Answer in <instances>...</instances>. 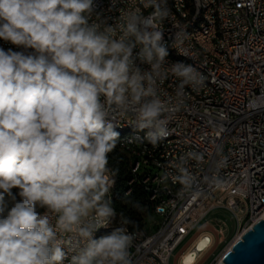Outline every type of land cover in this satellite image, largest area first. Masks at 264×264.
Listing matches in <instances>:
<instances>
[{
  "label": "clouds",
  "instance_id": "obj_1",
  "mask_svg": "<svg viewBox=\"0 0 264 264\" xmlns=\"http://www.w3.org/2000/svg\"><path fill=\"white\" fill-rule=\"evenodd\" d=\"M94 12V0H0V40L25 50L0 47V264H132L135 233L118 227L94 238L117 215L108 167L115 129L131 116L156 146L186 106V89L205 87L194 66L166 61L168 0H141L114 25L99 14L93 20ZM186 36L177 30L172 42L182 55ZM170 76L175 99H162ZM203 161L185 152L157 183H178L183 196L197 182L193 162ZM226 164L221 157L215 166ZM209 182L223 184L217 176Z\"/></svg>",
  "mask_w": 264,
  "mask_h": 264
},
{
  "label": "built area",
  "instance_id": "obj_2",
  "mask_svg": "<svg viewBox=\"0 0 264 264\" xmlns=\"http://www.w3.org/2000/svg\"><path fill=\"white\" fill-rule=\"evenodd\" d=\"M223 1L227 45L222 48L235 55V64L212 67L208 61L196 57L184 42L181 49L208 69L205 87L201 90L208 92V99L197 100L186 93V106L169 123V144H148V148H140V143L118 140L131 158L130 168H141L138 177L141 187L142 181H149V189H143L147 197L162 195L159 205L162 208L158 212L157 207H153L154 220L146 229L126 227L130 233H135L129 249L132 264H170L171 258L173 264H203L215 241L221 243L225 239L222 226L202 227L203 218L213 209H223L234 219V240L264 217V0ZM208 3L209 0H205V6L196 4L197 10L207 9L206 28L201 33V39L207 44ZM94 4L92 19L96 20L95 15L99 14L101 19L114 25L119 22L122 10L141 2L119 0L113 7L112 0H94ZM188 24L177 23L169 15L162 25L168 47H172L175 32ZM0 47L6 51L10 48L25 51L3 40ZM166 61L169 65L175 63L167 57ZM177 84L176 78L170 76L160 85L162 99H175ZM131 123L129 116L118 124ZM188 151L204 156L202 164L193 162L191 170L197 176L193 188L183 196L177 195L181 188L178 183L170 181V186L159 188L158 178L165 171H171L167 168L168 162ZM153 154H161L160 165H153ZM221 157H226L227 164L217 169L215 164ZM213 176L223 181L222 186L209 182ZM108 227L113 230L121 226L113 220ZM199 238L205 241L201 248L196 244ZM187 253L190 257L185 262Z\"/></svg>",
  "mask_w": 264,
  "mask_h": 264
},
{
  "label": "bare ground",
  "instance_id": "obj_3",
  "mask_svg": "<svg viewBox=\"0 0 264 264\" xmlns=\"http://www.w3.org/2000/svg\"><path fill=\"white\" fill-rule=\"evenodd\" d=\"M132 2H141V0H132ZM198 6H205V0H168V7L170 8V16L172 19L180 24H188L183 26L182 30L187 33L184 40L188 45L190 51L194 52L196 57H200L203 61H208L212 67H223V63L235 64V55L230 54V50L222 48L227 45V36L224 30V1L223 0H209L208 3V17L210 19L208 44L201 39L202 30L206 28L207 9H198ZM139 6V5H136ZM144 14L147 15L149 10L142 9ZM212 47V50L209 48ZM169 55L168 59L174 62H183L188 65L194 66L205 77H208V69L195 60L193 56L188 55L184 50H180L185 54L182 55L174 47H168ZM164 84V83H163ZM186 93L195 97L197 100H207L208 92L199 93L192 92L190 89H186ZM120 134L119 138L122 141L129 143H140V148H148L150 144L145 137L147 130H139L134 124L122 126L118 124L116 129ZM169 144V137L163 141H160L156 146ZM161 154H153V165H160ZM131 178L130 182L140 183L141 168L139 166H132L130 168ZM129 184V181H128ZM144 189H149V181H142ZM170 186V180L167 184H159V188H166ZM113 188V187H112ZM129 193V189L125 191V194ZM110 198L112 200V190L110 192ZM149 201L153 202V207H157L162 202V195L148 196ZM122 225V224H121ZM121 227H124L121 226ZM111 227L101 228L95 234L94 238H100L101 236L111 233ZM205 241L199 238L196 242L197 246L201 248ZM230 247V245H229ZM228 247V248H229ZM69 254V259L71 257ZM189 254L185 255V262L189 261ZM67 264V261H65Z\"/></svg>",
  "mask_w": 264,
  "mask_h": 264
},
{
  "label": "trees",
  "instance_id": "obj_4",
  "mask_svg": "<svg viewBox=\"0 0 264 264\" xmlns=\"http://www.w3.org/2000/svg\"><path fill=\"white\" fill-rule=\"evenodd\" d=\"M108 159V167L115 171V183L112 188L111 200L112 206L117 213L114 222H119L120 226L124 225V227L133 230L146 229L149 223L154 220V204L149 201L146 192L143 190V186L141 187L139 182L131 184L130 196L128 195L129 193L125 194V191L129 189V178L132 176L129 169L132 161L130 156L121 148L119 141H117L115 149L109 153ZM126 201L138 202L145 210L139 211ZM125 220L129 222L124 223Z\"/></svg>",
  "mask_w": 264,
  "mask_h": 264
},
{
  "label": "water",
  "instance_id": "obj_5",
  "mask_svg": "<svg viewBox=\"0 0 264 264\" xmlns=\"http://www.w3.org/2000/svg\"><path fill=\"white\" fill-rule=\"evenodd\" d=\"M217 264H264V217L236 238Z\"/></svg>",
  "mask_w": 264,
  "mask_h": 264
},
{
  "label": "rangeland",
  "instance_id": "obj_6",
  "mask_svg": "<svg viewBox=\"0 0 264 264\" xmlns=\"http://www.w3.org/2000/svg\"><path fill=\"white\" fill-rule=\"evenodd\" d=\"M18 189H13V193H17ZM17 199L19 197L17 196ZM203 221H210L215 226H222L225 229V240L222 243H218V240L215 241L211 252H208V255H205L206 260L203 264H217L221 255L228 249L229 245L234 241L233 234L235 232V222L234 219L223 209H213L208 212V214L203 218ZM172 263V258L170 260Z\"/></svg>",
  "mask_w": 264,
  "mask_h": 264
},
{
  "label": "crops",
  "instance_id": "obj_7",
  "mask_svg": "<svg viewBox=\"0 0 264 264\" xmlns=\"http://www.w3.org/2000/svg\"><path fill=\"white\" fill-rule=\"evenodd\" d=\"M202 227L207 229V228H211V229H215L217 226H215L212 222L210 221H203L202 222ZM225 240V239H224Z\"/></svg>",
  "mask_w": 264,
  "mask_h": 264
}]
</instances>
